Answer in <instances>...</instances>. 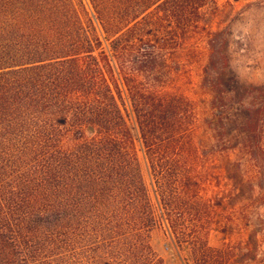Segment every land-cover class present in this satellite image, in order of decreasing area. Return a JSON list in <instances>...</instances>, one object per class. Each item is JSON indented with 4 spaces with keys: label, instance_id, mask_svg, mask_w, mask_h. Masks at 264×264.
<instances>
[{
    "label": "trees",
    "instance_id": "trees-1",
    "mask_svg": "<svg viewBox=\"0 0 264 264\" xmlns=\"http://www.w3.org/2000/svg\"><path fill=\"white\" fill-rule=\"evenodd\" d=\"M205 2L0 0V264H168L149 243L160 222L179 261L185 244V264L210 259L195 178L200 120L167 89L179 39L206 29ZM209 34L201 88L212 119L233 124V148L264 163V88L240 84Z\"/></svg>",
    "mask_w": 264,
    "mask_h": 264
},
{
    "label": "rangeland",
    "instance_id": "rangeland-1",
    "mask_svg": "<svg viewBox=\"0 0 264 264\" xmlns=\"http://www.w3.org/2000/svg\"><path fill=\"white\" fill-rule=\"evenodd\" d=\"M205 3L199 21L201 28L206 29L179 39L174 52L176 64L167 82L168 90L183 94L195 103L200 120L194 139L200 154L195 161V178L202 203L199 223L203 225L204 239L211 250L210 259L203 264H264V206L258 199L261 188H264V163L255 164L233 148L241 141L240 137L233 131V124L224 128L213 121L211 96L201 88L209 56V33H219L230 70L239 83L264 88V0H206ZM87 10L94 20L93 9L88 7ZM169 26L179 33L176 27L166 23L168 30ZM155 30V37L165 35L162 28ZM246 101L261 103L252 98ZM224 117L233 119V101L228 104ZM209 125H214L211 126L214 129ZM260 142L264 146V133ZM138 156L141 174L159 222L154 193L156 184L151 181L147 162L140 151ZM173 176L170 178L171 192L173 201L177 202ZM240 181L248 184L251 181L254 188L241 190L238 187ZM189 208L193 210V207L186 206ZM160 223L150 235L152 252L168 264H185L190 260L188 244L181 251V262L172 250L170 234ZM251 258H255L256 263L251 262Z\"/></svg>",
    "mask_w": 264,
    "mask_h": 264
}]
</instances>
